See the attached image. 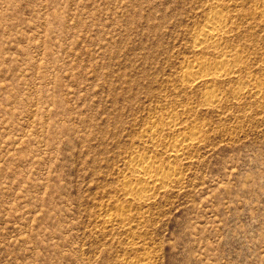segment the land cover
Masks as SVG:
<instances>
[{
	"label": "rangeland",
	"instance_id": "374dc122",
	"mask_svg": "<svg viewBox=\"0 0 264 264\" xmlns=\"http://www.w3.org/2000/svg\"><path fill=\"white\" fill-rule=\"evenodd\" d=\"M0 264H264V0H0Z\"/></svg>",
	"mask_w": 264,
	"mask_h": 264
},
{
	"label": "bare ground",
	"instance_id": "6f19581e",
	"mask_svg": "<svg viewBox=\"0 0 264 264\" xmlns=\"http://www.w3.org/2000/svg\"><path fill=\"white\" fill-rule=\"evenodd\" d=\"M216 13V12H215ZM219 16L217 17V16H211V18H209L208 19V21L206 22V24L203 26V28H201L202 30H201V32L199 33L200 34V36H197V38L198 39H200V41L198 42V44L200 43V44H202L205 40H206V38H213L214 36H216L217 35V37H218V30H217V28H216V25H217V23H218V21H219ZM198 46V45H197ZM201 47V46H200ZM225 61V60H224ZM223 61V62H224ZM222 62V67H223V65H224V63ZM206 62L204 61V60H198L197 59V64L195 65L194 64V66L193 67H197V68H199V66H201V65H203V64H205ZM220 63V62H219ZM228 67V66H227ZM189 69V68H188ZM225 69V68H224ZM190 70V69H189ZM188 71V70H187ZM192 71V70H191ZM224 71V70H223ZM210 96V95H209ZM213 99V98H212ZM144 167V166H143ZM147 168V167H146ZM147 169H149V168H147ZM150 169H151V167H150ZM156 169H158V168H156ZM146 170V169H145ZM147 171V170H146ZM150 173V172H149ZM170 180V179H169Z\"/></svg>",
	"mask_w": 264,
	"mask_h": 264
}]
</instances>
